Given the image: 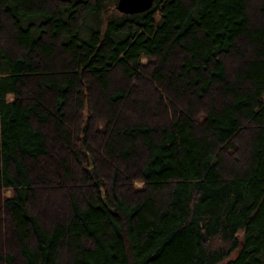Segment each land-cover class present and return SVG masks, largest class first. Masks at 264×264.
Listing matches in <instances>:
<instances>
[{"label":"trees","instance_id":"obj_1","mask_svg":"<svg viewBox=\"0 0 264 264\" xmlns=\"http://www.w3.org/2000/svg\"><path fill=\"white\" fill-rule=\"evenodd\" d=\"M115 1L0 0V264H264V0Z\"/></svg>","mask_w":264,"mask_h":264},{"label":"water","instance_id":"obj_2","mask_svg":"<svg viewBox=\"0 0 264 264\" xmlns=\"http://www.w3.org/2000/svg\"><path fill=\"white\" fill-rule=\"evenodd\" d=\"M152 3L153 0H116L115 7L121 11L134 12L147 9Z\"/></svg>","mask_w":264,"mask_h":264},{"label":"rangeland","instance_id":"obj_3","mask_svg":"<svg viewBox=\"0 0 264 264\" xmlns=\"http://www.w3.org/2000/svg\"><path fill=\"white\" fill-rule=\"evenodd\" d=\"M84 112H87V110H86V111L84 110ZM135 183H136L137 185H140V184H141V181L136 180ZM9 191H10L9 189H6V190H5L6 193H9ZM231 253H232L233 255L236 254V249H231Z\"/></svg>","mask_w":264,"mask_h":264}]
</instances>
